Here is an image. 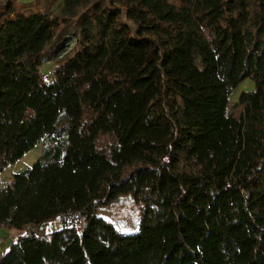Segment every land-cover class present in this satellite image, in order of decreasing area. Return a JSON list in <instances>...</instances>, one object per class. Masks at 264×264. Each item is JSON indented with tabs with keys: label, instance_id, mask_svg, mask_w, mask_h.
<instances>
[{
	"label": "trees",
	"instance_id": "trees-1",
	"mask_svg": "<svg viewBox=\"0 0 264 264\" xmlns=\"http://www.w3.org/2000/svg\"><path fill=\"white\" fill-rule=\"evenodd\" d=\"M36 145L0 264H264V0H6L0 173Z\"/></svg>",
	"mask_w": 264,
	"mask_h": 264
},
{
	"label": "rangeland",
	"instance_id": "rangeland-1",
	"mask_svg": "<svg viewBox=\"0 0 264 264\" xmlns=\"http://www.w3.org/2000/svg\"><path fill=\"white\" fill-rule=\"evenodd\" d=\"M22 4H29L32 0H17ZM6 0H0V10ZM60 5L53 7L52 15L59 12ZM40 73L42 79L45 83H51L54 79L53 67L49 62H45L40 68ZM251 87L250 81L242 83L240 87L230 96L229 106L234 105L237 101L238 94L240 91L248 90ZM42 145H36L32 150L26 153L18 162L13 165L8 166L4 172L0 173V190L7 188L12 180V177L20 173L36 161L40 156ZM139 206L134 203L131 197H123L117 202L111 204L106 209L101 210V216L110 221L120 232L123 234H131L136 231L137 224L139 222ZM61 228L60 219H55L51 221L48 225L43 228V234L57 231ZM77 230L80 231L81 226L78 225ZM22 233L15 230H7L5 228H0V255L4 250L16 239L17 236Z\"/></svg>",
	"mask_w": 264,
	"mask_h": 264
},
{
	"label": "crops",
	"instance_id": "crops-1",
	"mask_svg": "<svg viewBox=\"0 0 264 264\" xmlns=\"http://www.w3.org/2000/svg\"><path fill=\"white\" fill-rule=\"evenodd\" d=\"M245 82H246V81H245ZM245 82H244V83H245ZM251 87H252V84H251ZM250 89H251V88H249L248 90H250Z\"/></svg>",
	"mask_w": 264,
	"mask_h": 264
}]
</instances>
